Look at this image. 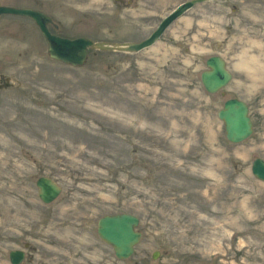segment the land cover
Here are the masks:
<instances>
[{
	"label": "rangeland",
	"instance_id": "1",
	"mask_svg": "<svg viewBox=\"0 0 264 264\" xmlns=\"http://www.w3.org/2000/svg\"><path fill=\"white\" fill-rule=\"evenodd\" d=\"M185 0H44L58 34L139 41ZM36 7V0H0ZM233 76L200 81L211 55ZM263 64V65H262ZM236 97L252 134L229 142L217 111ZM264 0L194 5L139 52L88 51L83 66L49 58L29 19L0 16V264H264ZM61 193L40 201L35 181ZM139 218L132 255L97 235L107 214ZM157 251L156 259L152 258Z\"/></svg>",
	"mask_w": 264,
	"mask_h": 264
},
{
	"label": "water",
	"instance_id": "2",
	"mask_svg": "<svg viewBox=\"0 0 264 264\" xmlns=\"http://www.w3.org/2000/svg\"><path fill=\"white\" fill-rule=\"evenodd\" d=\"M205 1L210 0L182 2L160 21L147 38L138 42H94L86 37L68 39L52 35L46 29V24L50 19L43 12L30 8L0 5V15L29 16L40 27L46 39L49 57L78 67L85 63L87 49L132 53L152 45L174 19L194 4ZM205 64L207 69L200 73V81L205 91L212 94L227 85L231 79V73L226 67L225 60L220 55L208 57ZM217 117L223 122L225 137L229 142L239 143L252 133V120L249 116L248 105L238 98L226 99L218 110ZM251 172L255 178L264 182V160L259 157L255 158L252 161ZM35 185L39 199L46 204L55 200L61 192L58 183L47 176L38 177ZM138 223L139 218L129 213L103 215L97 222V234L100 239L112 247L117 258L126 259L132 255L134 246L140 240L141 232L136 229ZM157 256V251H154L152 258L156 259ZM8 257L11 264H35L29 261L23 263L25 253L21 249L10 250Z\"/></svg>",
	"mask_w": 264,
	"mask_h": 264
},
{
	"label": "flooded vegetation",
	"instance_id": "3",
	"mask_svg": "<svg viewBox=\"0 0 264 264\" xmlns=\"http://www.w3.org/2000/svg\"><path fill=\"white\" fill-rule=\"evenodd\" d=\"M43 1H44V0H36V7H29V6H25V7H28V8H31V9H34V10H37V11L43 12V13H44V14L50 19V21L46 24V29H47V31H48L50 34H52V35H58V36H61V35L58 34V31L60 30V25H59L58 23L55 22V20H54V18H53V16H52L51 14L46 13L45 11H43L44 9H42V8H40V6H38L39 3L43 2ZM23 17L29 19L30 21H32V22L35 24V22H34L30 17H28V16H23ZM35 25H36V24H35ZM36 27L38 28V30L40 31V33H41V35H42V37H43V34H42V32H41L39 26L36 25ZM61 37H65V36H61ZM78 37H80V36H78ZM85 37H87V36H85ZM67 38H69V37H67ZM74 38H75V37H74ZM89 38H90V37H89ZM43 39H44V37H43ZM91 39H92V38H91ZM44 41H45V39H44ZM97 41H101V40H97ZM122 42H123V41H122ZM45 43H46V41H45Z\"/></svg>",
	"mask_w": 264,
	"mask_h": 264
},
{
	"label": "bare ground",
	"instance_id": "4",
	"mask_svg": "<svg viewBox=\"0 0 264 264\" xmlns=\"http://www.w3.org/2000/svg\"><path fill=\"white\" fill-rule=\"evenodd\" d=\"M263 65V64H262Z\"/></svg>",
	"mask_w": 264,
	"mask_h": 264
}]
</instances>
